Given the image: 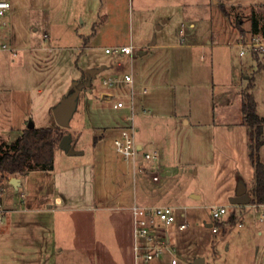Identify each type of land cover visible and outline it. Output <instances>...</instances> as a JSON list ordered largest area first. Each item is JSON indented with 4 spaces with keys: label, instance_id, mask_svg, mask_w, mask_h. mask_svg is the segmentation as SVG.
I'll return each mask as SVG.
<instances>
[{
    "label": "rangeland",
    "instance_id": "374dc122",
    "mask_svg": "<svg viewBox=\"0 0 264 264\" xmlns=\"http://www.w3.org/2000/svg\"><path fill=\"white\" fill-rule=\"evenodd\" d=\"M6 1L10 8L0 17L2 129H10L4 115H10L8 93L13 88L32 89L31 96L21 95L20 103L28 115L26 126L31 121L42 128L57 125L52 109L75 82L89 80L90 85L79 91L69 126L63 129L74 150L84 152L80 161H87V175L81 177L76 167L65 180L60 160L65 152L57 147L56 188L51 187L50 171L28 172L17 190L6 179L1 208L34 203L56 190L78 201L115 205L124 186L125 202L175 208L176 222L164 227L170 245L160 264H170V258L176 264H194L196 259L204 264H264V238L258 237L250 217L241 219L237 206L229 203L239 182L247 193L253 183L241 92L251 84L256 112L264 117V68L257 65L264 58L251 51L241 56L239 42L252 36V17L264 23V0ZM237 22L245 32L242 37ZM44 34L49 37L45 41ZM125 45L133 47L131 55L113 52ZM93 69L100 71L90 76ZM125 75L131 83L124 81ZM108 79L114 83L104 84ZM153 85L162 94L157 110L145 114L140 91ZM132 97L133 126L138 127L134 139L144 151L157 153L156 181L148 170H133L113 144L116 126L130 125L126 117ZM117 102L123 107L115 108ZM174 111L190 113L191 123L199 125L186 127L178 117L176 126L169 119ZM259 157L264 164V145ZM220 206L228 214L235 210L238 219L230 226L227 215L212 234L206 224L213 222L211 209ZM240 220L242 227L237 226ZM33 223L23 230L27 247L33 241ZM181 223L187 224L184 230L178 229ZM92 230L98 231L97 226Z\"/></svg>",
    "mask_w": 264,
    "mask_h": 264
},
{
    "label": "crops",
    "instance_id": "0c3cea01",
    "mask_svg": "<svg viewBox=\"0 0 264 264\" xmlns=\"http://www.w3.org/2000/svg\"><path fill=\"white\" fill-rule=\"evenodd\" d=\"M158 28H160L159 25ZM43 36L44 41L49 38L47 34ZM30 39L32 41L34 40L33 34ZM154 46H156V44ZM15 49L17 48L13 49V56H16ZM31 91L32 89L22 87L9 90L8 105H10V108H7V110H9L10 115L5 114L4 119L10 121V129H2L0 125L1 140L12 142L26 127V122L29 119H27L28 115L24 113L25 109L22 110L20 98L21 95L25 98L26 93L31 96ZM131 91L134 93L132 87ZM37 93H41V90L37 89ZM140 94L145 96L144 98L141 96V99H139L142 104L141 107L147 109V111H144V109L142 110L145 114L153 108L157 110V103L162 94L159 85H153V87L148 90L142 87ZM131 101L133 103V97ZM170 116L171 118L169 119L172 120L176 126L178 124V117L181 124H184L186 127H195L199 125L196 122L191 123L192 117L190 113L184 112L179 115L174 111ZM127 117L126 120L131 121L130 124H132L135 133L138 127L134 128L133 117L132 120L127 119ZM172 117H174V119ZM123 127H125V125L116 126L117 129L114 132V138L119 135ZM137 145L142 152H147L143 150L142 145ZM55 153L53 169L50 170L52 175V189L56 188ZM83 155V151L81 154L74 156H70L66 153L60 154L65 180H68L70 171H73L76 167L81 171V177L87 175V173L83 171L84 168L87 167V161H80ZM157 160L150 164V167H154L156 170L160 168L157 164ZM148 171L153 179L157 171L155 173L151 172L149 169ZM43 173L44 171L41 172V175H43ZM28 174L29 173L24 174L26 176H14V178L17 179V184L16 188L14 187L13 189H19L22 186L23 177L26 178ZM11 178L12 177H9L7 180L10 182ZM64 187L66 188V185ZM2 192L3 189L1 193ZM75 195L77 194H74V196ZM116 195L115 205L112 203L96 205L95 203L92 204L90 200L78 201L74 198L72 199L65 190L63 193L56 190L54 196H52V194L50 197L47 195L46 199H40L34 203L28 201L23 202V205L18 208H1L0 205L2 209V219L0 218V264H28V262L30 264H134L133 215L131 208L135 203L125 202L124 186H122ZM242 208L245 209L243 210ZM237 209L241 219H244L247 215L250 217L251 226L257 231L258 237L264 238V228L260 233L258 232V214L262 210L253 208L252 205H244V207L237 206L236 210ZM229 211L236 212L235 210ZM122 213L126 214L123 215ZM255 213L257 214L255 215ZM240 222H242V220H240ZM30 223H33V228L30 229L33 231V233H31L33 241L30 243L31 245L27 247V234L24 233L25 231L23 230L27 229V225ZM208 224L209 223L206 224V227L209 226ZM92 226L94 228L97 226L98 231H93ZM159 235L165 237V239L168 238V245H170V236L167 233L165 234L164 228L160 229ZM26 250H32V252L29 251L31 257H25V255H27ZM168 255L170 256L169 253ZM172 260L174 259L170 258V264ZM153 262L155 264L161 263L160 258ZM201 264H204L202 259Z\"/></svg>",
    "mask_w": 264,
    "mask_h": 264
},
{
    "label": "trees",
    "instance_id": "16d2710c",
    "mask_svg": "<svg viewBox=\"0 0 264 264\" xmlns=\"http://www.w3.org/2000/svg\"><path fill=\"white\" fill-rule=\"evenodd\" d=\"M222 13L227 16L224 6H220ZM237 27L241 37L245 32ZM251 34H260L264 38V23L259 24L255 17L251 21ZM253 55H258L256 52ZM258 68H264V62L257 63ZM251 84L245 91L241 92V111L243 114L242 124L247 131L248 159L253 169V183L249 190V205L264 204V164L260 161L259 151L264 145L263 128L264 117L256 112V102L252 94L248 91ZM65 134L59 126L27 128L12 142L0 140V188L2 182L9 177L24 175L30 171H50L53 169L54 153L58 143ZM237 217L231 212L226 223L230 226L236 224Z\"/></svg>",
    "mask_w": 264,
    "mask_h": 264
},
{
    "label": "built area",
    "instance_id": "2783aa9c",
    "mask_svg": "<svg viewBox=\"0 0 264 264\" xmlns=\"http://www.w3.org/2000/svg\"><path fill=\"white\" fill-rule=\"evenodd\" d=\"M10 8V4L6 0H0V17ZM240 52L242 56L246 52H256L264 58V38L260 34L252 35L247 41L239 42ZM106 53H111L109 49H105ZM115 54L131 55L133 53L132 46H122L120 48L113 49ZM124 81L131 83L132 79L130 76L125 75ZM113 80H104V84L112 85ZM145 92V91H144ZM132 93V91H131ZM123 103L117 102L115 108H122ZM130 116L127 119L132 120L133 117V106L131 101ZM144 112V111H143ZM114 147L117 153L126 161L132 163L133 169L139 168L140 171L150 170L156 172V168L150 167L151 163L156 162V152H142L134 139V129L132 124L123 127L119 135L113 141ZM138 164V166H137ZM153 180H157L156 174L153 176ZM2 189L0 188V192ZM253 208L261 209L262 211L258 214V232L260 233L264 228V204L252 205ZM133 238H134V264H149L153 260L159 259L166 251L168 245V238L161 237L159 231L161 228L171 226L176 222L175 209L171 206H154V207H140L133 205ZM211 217L213 222L209 223V229L212 234L218 232L216 224L226 219L228 210L225 206L214 207L211 209ZM2 210L0 209V216ZM227 216V217H228ZM237 222V221H236ZM238 227H242V222H238ZM187 227L186 223H181L178 226L179 230H184ZM175 260L171 261V264H175Z\"/></svg>",
    "mask_w": 264,
    "mask_h": 264
},
{
    "label": "water",
    "instance_id": "95a60500",
    "mask_svg": "<svg viewBox=\"0 0 264 264\" xmlns=\"http://www.w3.org/2000/svg\"><path fill=\"white\" fill-rule=\"evenodd\" d=\"M100 70H89L90 76H94ZM90 85L89 80L86 83L75 82L73 84V91L66 96H63L61 100L53 107L52 114L55 119L57 126L62 129L68 128L69 122L73 116L76 108V99L78 97L79 91ZM34 124L29 121L27 128H33ZM58 147L63 150L66 154L70 156L81 154L73 149L71 144V137L69 134H64L58 143ZM10 183L16 188L17 179L12 177ZM250 198L246 190V185L243 182H239L235 194L229 198V203L234 206H244L249 205ZM209 225V224H208ZM209 227V226H208ZM194 264H201V259H196Z\"/></svg>",
    "mask_w": 264,
    "mask_h": 264
}]
</instances>
